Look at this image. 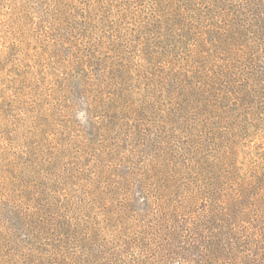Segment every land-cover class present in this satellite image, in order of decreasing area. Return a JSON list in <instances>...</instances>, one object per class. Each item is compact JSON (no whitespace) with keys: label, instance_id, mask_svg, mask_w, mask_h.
<instances>
[{"label":"trees","instance_id":"obj_1","mask_svg":"<svg viewBox=\"0 0 264 264\" xmlns=\"http://www.w3.org/2000/svg\"><path fill=\"white\" fill-rule=\"evenodd\" d=\"M0 264H264V0H0Z\"/></svg>","mask_w":264,"mask_h":264}]
</instances>
